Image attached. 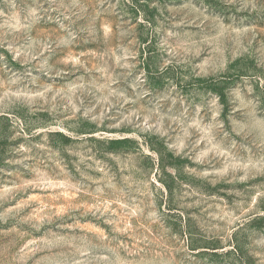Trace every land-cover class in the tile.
<instances>
[{"label":"rangeland","instance_id":"rangeland-1","mask_svg":"<svg viewBox=\"0 0 264 264\" xmlns=\"http://www.w3.org/2000/svg\"><path fill=\"white\" fill-rule=\"evenodd\" d=\"M0 264H264V0H0Z\"/></svg>","mask_w":264,"mask_h":264}]
</instances>
